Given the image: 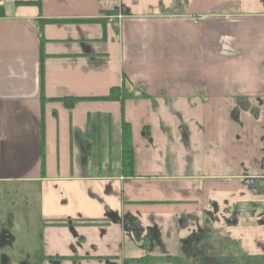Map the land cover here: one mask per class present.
<instances>
[{
	"label": "crops",
	"instance_id": "0c3cea01",
	"mask_svg": "<svg viewBox=\"0 0 264 264\" xmlns=\"http://www.w3.org/2000/svg\"><path fill=\"white\" fill-rule=\"evenodd\" d=\"M1 183L37 189L42 219L39 256L6 264L178 255L179 219L264 191V0H0ZM107 210L170 231L165 247Z\"/></svg>",
	"mask_w": 264,
	"mask_h": 264
},
{
	"label": "flooded vegetation",
	"instance_id": "af4514ba",
	"mask_svg": "<svg viewBox=\"0 0 264 264\" xmlns=\"http://www.w3.org/2000/svg\"><path fill=\"white\" fill-rule=\"evenodd\" d=\"M258 195L259 197L255 199H248L243 202L250 208L247 212H242L238 208L240 202L231 205L228 202H224L220 205L214 201L208 210L203 211V219L200 223L193 215H188L192 219L191 224L183 223L179 219L177 221L178 225L188 228L186 235L178 240L179 252L196 257L199 253L197 247L201 244V259L203 264H264V191ZM256 207H259L260 210H255ZM117 214L118 219H110L115 223L121 222L120 226L122 231L128 236H131L133 241L147 252H149L150 246L154 244H160L161 248L165 247L164 243H162V238H165V235L170 236V231H167L165 234V232L162 233L161 228L156 224H143L134 216L124 214L121 217L119 213ZM65 225L74 236H78L71 220L67 219ZM105 233V228L100 229L101 236ZM10 237L9 232L4 230L3 234H1V242L4 244ZM223 244L237 246L241 255L238 256L235 254L233 252L235 249L226 246L222 247ZM72 250L74 255L71 257L74 259L71 261H78L80 257L76 255L74 247H72ZM96 258L98 260H107L106 257ZM43 259L48 260L50 264H60L63 261L49 259L48 257ZM155 260L170 263L177 261V255L176 257H168V255L165 257H157ZM6 263H8L7 256L1 260V264ZM9 263L11 264L12 262ZM18 264L29 263L20 261Z\"/></svg>",
	"mask_w": 264,
	"mask_h": 264
},
{
	"label": "rangeland",
	"instance_id": "374dc122",
	"mask_svg": "<svg viewBox=\"0 0 264 264\" xmlns=\"http://www.w3.org/2000/svg\"><path fill=\"white\" fill-rule=\"evenodd\" d=\"M242 212L250 210L249 206L244 203L238 204ZM255 210H260L256 207ZM205 217V216H204ZM42 219L39 211V195L37 189H28L25 184L21 183H1L0 184V264L1 260L7 255L10 258H24V253H32V256H39L42 250L41 232ZM7 230L9 235L8 241L1 242V234ZM228 248L235 249L233 252L238 256L241 255L237 246L233 244H223ZM199 253L192 257L183 253H178L177 261L162 262L157 260H141L131 264H203L202 262V245H198ZM37 254V255H35ZM32 260H40L38 258ZM174 257V256H173ZM176 257V256H175ZM41 263L42 261H36Z\"/></svg>",
	"mask_w": 264,
	"mask_h": 264
},
{
	"label": "trees",
	"instance_id": "16d2710c",
	"mask_svg": "<svg viewBox=\"0 0 264 264\" xmlns=\"http://www.w3.org/2000/svg\"><path fill=\"white\" fill-rule=\"evenodd\" d=\"M19 3H29L30 1H16ZM119 93L116 90L112 91L109 95L104 98L115 99ZM122 97H126L125 93ZM128 127H122V147H121V159H122V172L127 176L134 174V149L130 140V132ZM47 258V257H45ZM49 259L62 260H73V257L59 256V257H48Z\"/></svg>",
	"mask_w": 264,
	"mask_h": 264
},
{
	"label": "water",
	"instance_id": "95a60500",
	"mask_svg": "<svg viewBox=\"0 0 264 264\" xmlns=\"http://www.w3.org/2000/svg\"><path fill=\"white\" fill-rule=\"evenodd\" d=\"M106 217L111 219H118V214L112 213L111 211L107 210Z\"/></svg>",
	"mask_w": 264,
	"mask_h": 264
},
{
	"label": "built area",
	"instance_id": "2783aa9c",
	"mask_svg": "<svg viewBox=\"0 0 264 264\" xmlns=\"http://www.w3.org/2000/svg\"><path fill=\"white\" fill-rule=\"evenodd\" d=\"M109 20H110V21H113L114 24H118V26H120V25H121V22H122L120 18H117V19L115 20V19L109 17Z\"/></svg>",
	"mask_w": 264,
	"mask_h": 264
}]
</instances>
